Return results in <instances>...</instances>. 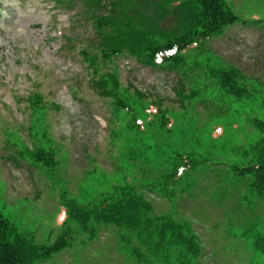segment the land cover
Instances as JSON below:
<instances>
[{
  "label": "rangeland",
  "instance_id": "rangeland-1",
  "mask_svg": "<svg viewBox=\"0 0 264 264\" xmlns=\"http://www.w3.org/2000/svg\"><path fill=\"white\" fill-rule=\"evenodd\" d=\"M154 1L143 9L145 21L170 26L173 16L159 19ZM229 2L241 19L252 22L232 25L188 51L187 67H152L127 53L101 63L103 74L118 76L129 101L161 98L174 119L172 131L156 122L144 134L131 135L119 126L113 101L92 87L83 59L82 49L100 56L104 43L88 9L92 2L0 0V214L39 243H52L64 229L63 219L76 230L71 247L38 264H177V249L162 262L157 254L133 256L113 225L94 221L97 235L89 238L66 217L59 200L66 191L91 207L125 183L154 204L155 216L192 224L201 244L199 264H264V248L256 240L264 236V199L242 202L245 187L236 183L244 181L231 176L225 164L197 170L169 196L159 185L177 152L231 162L261 137L251 119L264 122V0ZM206 65L236 66L246 76L249 96L242 101L227 96ZM182 91L195 92L185 100L186 109L178 96ZM33 92L44 107L42 99L40 106L28 105ZM50 101L60 106H49ZM116 126L125 137L115 134ZM47 143L59 160L53 172L23 156Z\"/></svg>",
  "mask_w": 264,
  "mask_h": 264
},
{
  "label": "trees",
  "instance_id": "trees-1",
  "mask_svg": "<svg viewBox=\"0 0 264 264\" xmlns=\"http://www.w3.org/2000/svg\"><path fill=\"white\" fill-rule=\"evenodd\" d=\"M147 1L144 0L143 3L146 5ZM127 3L129 7L133 3L135 9L140 4L137 0H127ZM173 12L176 16V26L168 31H157L155 34L150 30L142 29L139 24L129 23L128 28H125L128 32L123 31L121 35H117V32L120 33V28L117 27L118 19L109 16L97 19L100 33L104 34L108 29L107 26L111 28L104 36L102 45L104 57L111 59L112 54L122 49H131L139 57H145L150 63L155 64L154 57L157 51H161L164 54L163 65L178 67L185 62V57L181 54L183 49L194 42L210 39L222 33L226 26L239 21V17L226 0H180ZM175 47L177 51L170 54L169 49ZM95 62V58L90 60L92 66H96ZM96 74L100 76L95 81V85L102 95L114 99L118 112L129 130L134 131L135 134L143 133L154 125L155 119H147L144 125L136 121L138 116L146 118L145 113H148L144 109L145 105L132 99L129 101L125 97L127 90L122 87L116 74L112 76L99 73L98 68ZM212 76L227 96L238 101L249 96L244 83L245 76L239 69L230 67L214 70ZM194 94L195 92H192L188 97L192 98ZM40 99L38 94L32 96V105L40 104ZM139 105L143 107L138 108ZM128 114L131 117L129 120ZM165 114L161 109L156 117L158 118L156 121L163 120L164 127L168 124ZM256 124L262 136L251 146V150H254L252 158L248 164L235 163L231 164V168L236 177H252L248 183L249 194L264 198V122L258 121ZM167 129L172 131V127L167 126ZM31 155L44 166L56 167L58 164L48 148H39ZM209 162L210 159L193 154L175 153L171 158L170 168L164 176L162 190L170 191L169 186L181 184L192 171L207 166ZM183 167L185 169L181 172ZM61 200L69 211V218L85 232L93 231V221L114 223L125 231L133 232L140 244L147 248L160 250L181 247V254L185 260L192 254H199V238L191 227L169 216L154 217L153 205L129 184L120 187L117 194L103 197L89 208L81 206L66 193H62ZM74 231V228L67 225L54 243L40 244L31 233L20 231L9 218L0 215V264H34L48 259L70 244ZM136 251L139 252L138 249Z\"/></svg>",
  "mask_w": 264,
  "mask_h": 264
},
{
  "label": "snow or ice",
  "instance_id": "snow-or-ice-1",
  "mask_svg": "<svg viewBox=\"0 0 264 264\" xmlns=\"http://www.w3.org/2000/svg\"><path fill=\"white\" fill-rule=\"evenodd\" d=\"M217 131H219V129H217ZM61 218H63V217H61Z\"/></svg>",
  "mask_w": 264,
  "mask_h": 264
}]
</instances>
